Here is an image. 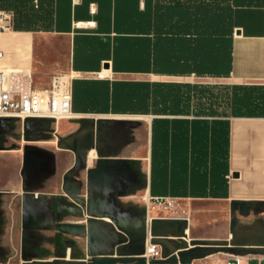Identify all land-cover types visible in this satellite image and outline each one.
<instances>
[{"label":"crops","instance_id":"crops-1","mask_svg":"<svg viewBox=\"0 0 264 264\" xmlns=\"http://www.w3.org/2000/svg\"><path fill=\"white\" fill-rule=\"evenodd\" d=\"M168 4L0 0V67L40 88L65 75L74 113L17 118L16 131L0 118V264L104 262L149 242L161 264H264V117L198 112L192 94L264 84V0L231 4L220 77L151 71L154 8ZM178 83L191 95L167 94Z\"/></svg>","mask_w":264,"mask_h":264},{"label":"trees","instance_id":"trees-1","mask_svg":"<svg viewBox=\"0 0 264 264\" xmlns=\"http://www.w3.org/2000/svg\"><path fill=\"white\" fill-rule=\"evenodd\" d=\"M168 2L167 6L154 8L151 71H193L200 76H227L231 69L233 34L231 4L236 0ZM174 86L176 90L167 94L191 95L187 89L191 88L190 84ZM192 94L196 98L195 110L198 112H208L217 117H264V84L199 83L193 85ZM224 143L222 160H226L227 155V127Z\"/></svg>","mask_w":264,"mask_h":264},{"label":"built area","instance_id":"built-area-1","mask_svg":"<svg viewBox=\"0 0 264 264\" xmlns=\"http://www.w3.org/2000/svg\"><path fill=\"white\" fill-rule=\"evenodd\" d=\"M7 26L1 23L0 30ZM4 52L0 50V59ZM72 111V83L63 74L56 75L50 86L37 87L29 72H22L11 68L0 67V118H50L53 120L71 118ZM163 209L173 206L171 197H154ZM146 261L160 257L159 247L148 243L145 247ZM239 257L228 259L221 264H239Z\"/></svg>","mask_w":264,"mask_h":264},{"label":"water","instance_id":"water-1","mask_svg":"<svg viewBox=\"0 0 264 264\" xmlns=\"http://www.w3.org/2000/svg\"><path fill=\"white\" fill-rule=\"evenodd\" d=\"M236 33L238 34L239 31H236ZM234 176H235V174H234ZM122 261L127 262V264H145L146 263V259L144 257L134 256V257H118V258H114V259H108L107 261L105 260L104 262H96L94 260L93 262H90L89 264H114L115 262H118L120 264ZM158 261H161V260L158 258H154V259L149 260V263H154V262H158ZM181 261L185 262L186 259L185 260L181 259Z\"/></svg>","mask_w":264,"mask_h":264},{"label":"rangeland","instance_id":"rangeland-1","mask_svg":"<svg viewBox=\"0 0 264 264\" xmlns=\"http://www.w3.org/2000/svg\"><path fill=\"white\" fill-rule=\"evenodd\" d=\"M19 119V118H18ZM17 118H8V119H6V118H4V121L5 122H7V123H9V124H11V126H12V130L14 131H16V130H18L19 129V120H18ZM10 136L8 135V134H6V133H4V132H1L0 131V139H2V140H7L8 138H9ZM5 208H7V210H9V205H7V207L6 206H4ZM165 211V210H164ZM136 256H140V257H144L145 258V256H144V254H142V253H140V254H137ZM122 264H127V262H121ZM120 263V264H121ZM162 262L161 261H158V262H154V263H149V261H146V263L145 264H161Z\"/></svg>","mask_w":264,"mask_h":264}]
</instances>
